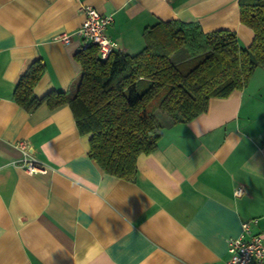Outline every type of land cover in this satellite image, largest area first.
<instances>
[{
    "label": "crops",
    "instance_id": "crops-1",
    "mask_svg": "<svg viewBox=\"0 0 264 264\" xmlns=\"http://www.w3.org/2000/svg\"><path fill=\"white\" fill-rule=\"evenodd\" d=\"M82 5L112 14L105 33L125 54L159 21L232 30L241 47L253 38L238 0H0V264H225L243 221L264 234L263 70L187 122L156 111L162 134L135 179L107 174L68 104L27 111L12 98L36 58V97L72 88Z\"/></svg>",
    "mask_w": 264,
    "mask_h": 264
},
{
    "label": "trees",
    "instance_id": "trees-1",
    "mask_svg": "<svg viewBox=\"0 0 264 264\" xmlns=\"http://www.w3.org/2000/svg\"><path fill=\"white\" fill-rule=\"evenodd\" d=\"M238 4L240 21L253 31L246 47L232 30L159 21L144 28V47L134 54L116 50L101 59L95 45L79 48L81 71L68 92L36 97L45 65L32 60L12 98L27 111L68 104L79 134L88 137L89 157L105 173L133 181L138 154L152 152L162 134L156 111L171 123L187 122L206 111L211 97L242 88L258 67L264 72V0Z\"/></svg>",
    "mask_w": 264,
    "mask_h": 264
},
{
    "label": "built area",
    "instance_id": "built-area-1",
    "mask_svg": "<svg viewBox=\"0 0 264 264\" xmlns=\"http://www.w3.org/2000/svg\"><path fill=\"white\" fill-rule=\"evenodd\" d=\"M81 12L84 14V20L77 30L81 41L79 48L95 45L99 58L105 59L110 52L116 51V43L105 33L106 27L113 21L112 14H102L90 5H82ZM19 145L22 146L21 143ZM26 169L29 172L46 171L44 167H39L31 161H27ZM241 192L240 188L234 190L235 195ZM252 222H256V219L243 221L241 231L235 236L227 237L226 250L229 257L225 264H264V234L251 233Z\"/></svg>",
    "mask_w": 264,
    "mask_h": 264
}]
</instances>
